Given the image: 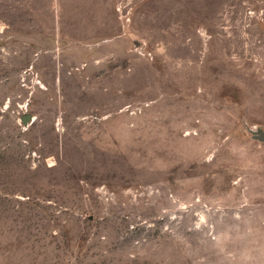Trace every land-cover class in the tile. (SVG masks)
Segmentation results:
<instances>
[{
  "label": "rangeland",
  "instance_id": "374dc122",
  "mask_svg": "<svg viewBox=\"0 0 264 264\" xmlns=\"http://www.w3.org/2000/svg\"><path fill=\"white\" fill-rule=\"evenodd\" d=\"M260 133L264 0H0V264H264Z\"/></svg>",
  "mask_w": 264,
  "mask_h": 264
},
{
  "label": "water",
  "instance_id": "95a60500",
  "mask_svg": "<svg viewBox=\"0 0 264 264\" xmlns=\"http://www.w3.org/2000/svg\"><path fill=\"white\" fill-rule=\"evenodd\" d=\"M27 119H24V123H26ZM260 140H263L264 139V134L260 133V137H259Z\"/></svg>",
  "mask_w": 264,
  "mask_h": 264
}]
</instances>
